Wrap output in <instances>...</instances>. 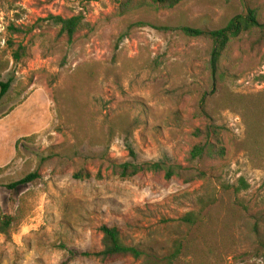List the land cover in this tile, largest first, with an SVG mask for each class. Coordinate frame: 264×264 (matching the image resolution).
Masks as SVG:
<instances>
[{
    "label": "rangeland",
    "instance_id": "1",
    "mask_svg": "<svg viewBox=\"0 0 264 264\" xmlns=\"http://www.w3.org/2000/svg\"><path fill=\"white\" fill-rule=\"evenodd\" d=\"M252 8L264 24V0H186L124 14L110 0H0V84H8L0 100V221L15 218L9 236L0 234V264H164L185 234L180 219L214 198L237 209L227 264L263 260L255 249L264 240V169L247 160L244 125L226 95L264 90V42L252 50L253 37L232 38L214 64L212 43L182 30L222 29ZM78 14L83 28L68 43L49 15ZM9 25L32 30L14 37L26 48L17 63L6 46ZM206 126L217 128L224 158L190 163L201 140L194 132ZM144 162L195 168L205 179H121L112 171ZM81 171L90 178H74ZM241 178L248 188L237 192ZM102 226L147 255L115 263L84 255L101 250Z\"/></svg>",
    "mask_w": 264,
    "mask_h": 264
},
{
    "label": "trees",
    "instance_id": "2",
    "mask_svg": "<svg viewBox=\"0 0 264 264\" xmlns=\"http://www.w3.org/2000/svg\"><path fill=\"white\" fill-rule=\"evenodd\" d=\"M85 4L96 3L101 0H80ZM118 5L121 14L131 10H171L185 2L186 0H110ZM49 19L59 28L58 35L72 43L83 28L84 16L78 14L72 17L63 18L61 16L49 15ZM184 34L195 38H205L212 43V62L219 61L220 55L225 50L232 38L242 34L253 37L251 49H258L264 42V24L259 22L257 9H246L244 14H240L231 19L222 29L201 30L183 28ZM9 38L7 49L11 52L14 62H19L26 56V48L18 44L15 36L29 35L32 30H24L22 27L9 25L7 28ZM213 64V74L217 75V70ZM79 70L76 75L79 76ZM8 84H0V100L6 93ZM228 109L237 113L243 122L245 138L243 148L246 158L250 165L255 169H264V90L256 94L237 96L226 95ZM130 124L125 126L124 134L126 137L132 135ZM194 135L201 140L193 146L189 153L188 161L205 160L216 162L222 160L225 155V147L221 136L214 126H206L203 129H196ZM21 140L16 144L19 145ZM24 141V140H22ZM132 153V152H130ZM112 171L121 179H130L140 173H162L166 180L171 178L181 179L185 183L204 180L205 174L195 168L190 170L180 166L166 165L161 162H144L141 164L124 163L111 165ZM35 175L14 183L10 189ZM76 179H88L90 174L86 171L78 172L74 175ZM241 190L248 188L247 183L239 179ZM200 209L197 212L185 214L180 222L186 226L185 234L175 239L170 247L168 254L164 257V264H227L228 254L234 250V237L232 235V218L237 209L228 206L225 202H218L215 198L209 200H199ZM233 206V205H232ZM15 218L6 217L0 221V234L9 236V230ZM102 236V248L92 254V256L103 262H123L128 259L140 260L147 254L139 247L128 246L124 243L120 231L116 227L102 226L100 228ZM255 253H262L263 260L259 263L264 264V240L259 239ZM262 257V256H261ZM250 264V263H241Z\"/></svg>",
    "mask_w": 264,
    "mask_h": 264
}]
</instances>
